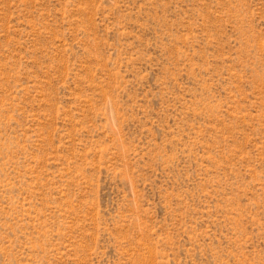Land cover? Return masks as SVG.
<instances>
[{"label":"rangeland","instance_id":"obj_1","mask_svg":"<svg viewBox=\"0 0 264 264\" xmlns=\"http://www.w3.org/2000/svg\"><path fill=\"white\" fill-rule=\"evenodd\" d=\"M0 264H264V0H0Z\"/></svg>","mask_w":264,"mask_h":264}]
</instances>
